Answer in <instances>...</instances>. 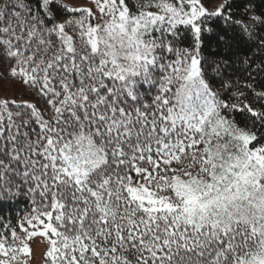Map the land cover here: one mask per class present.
<instances>
[{"label":"snow or ice","instance_id":"obj_1","mask_svg":"<svg viewBox=\"0 0 264 264\" xmlns=\"http://www.w3.org/2000/svg\"><path fill=\"white\" fill-rule=\"evenodd\" d=\"M264 264V0H0V264Z\"/></svg>","mask_w":264,"mask_h":264},{"label":"rangeland","instance_id":"obj_2","mask_svg":"<svg viewBox=\"0 0 264 264\" xmlns=\"http://www.w3.org/2000/svg\"><path fill=\"white\" fill-rule=\"evenodd\" d=\"M34 246L36 247V250H37V261H36V264H39V252H40V247H41L39 241L34 242Z\"/></svg>","mask_w":264,"mask_h":264}]
</instances>
